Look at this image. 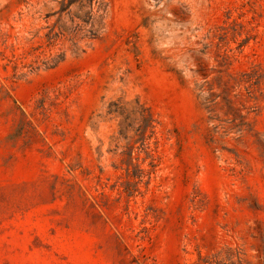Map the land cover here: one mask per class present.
Masks as SVG:
<instances>
[{"label":"rangeland","instance_id":"rangeland-1","mask_svg":"<svg viewBox=\"0 0 264 264\" xmlns=\"http://www.w3.org/2000/svg\"><path fill=\"white\" fill-rule=\"evenodd\" d=\"M88 9L0 0V264H264V0H94L36 59Z\"/></svg>","mask_w":264,"mask_h":264},{"label":"trees","instance_id":"trees-1","mask_svg":"<svg viewBox=\"0 0 264 264\" xmlns=\"http://www.w3.org/2000/svg\"><path fill=\"white\" fill-rule=\"evenodd\" d=\"M61 11L67 10L72 4H77L78 7H83L86 4L89 9L85 12L84 17L80 18L81 23L70 16V25H61L56 29V25H47L48 31L42 35H38V43L33 46V50H38L36 59L40 56L48 57L47 61H53L54 64L63 60L65 51H76L80 49V42L84 39L93 40L99 34L98 27H95L93 22V2L94 0H57ZM61 40V46L55 53L46 52L45 48L52 49ZM83 50V48H81Z\"/></svg>","mask_w":264,"mask_h":264}]
</instances>
